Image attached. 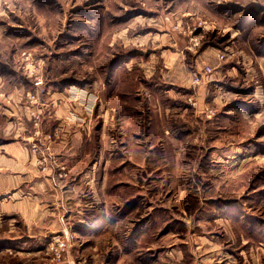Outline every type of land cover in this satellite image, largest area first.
Instances as JSON below:
<instances>
[{
  "label": "rangeland",
  "instance_id": "374dc122",
  "mask_svg": "<svg viewBox=\"0 0 264 264\" xmlns=\"http://www.w3.org/2000/svg\"><path fill=\"white\" fill-rule=\"evenodd\" d=\"M168 37L184 46L181 55L187 67V59L202 49L225 52L224 61L218 63L214 58L216 88L201 97L198 105L196 98L169 97L166 110L159 99L166 86L161 77L169 74L159 55ZM227 65L231 68L225 73ZM147 78L156 83H148ZM17 88L21 90L16 94L25 98L26 115L37 127L44 119L41 115L53 112L51 104L42 108L41 101L49 102L55 92L75 89L79 95L71 102L75 100L89 113L97 101L99 115L89 123L87 133L89 139L100 132L98 140H93L100 144L94 156L100 199L103 177L108 171L120 170L128 173L123 187L135 188L133 196L126 202L125 197L111 196L105 189L104 200L146 204L133 214L127 215L124 208L108 212L120 236L118 240L110 236L103 243L98 239L94 245L102 249L93 250L74 226L62 231L65 238L55 235L66 243L62 263L70 254L73 264H133L134 260L140 264L133 239L142 229L139 225L148 206L166 209L173 224L185 236L189 233L186 241L197 256L196 264H264V0H0V98ZM145 89L155 92L146 96ZM40 90L48 93L38 99ZM115 91L119 95L113 98ZM126 92L132 96L124 97ZM66 94L57 98L59 106L65 105ZM120 107L133 112H122ZM34 108H42L41 113ZM65 109L59 114L64 115ZM2 113L9 114V110L0 108ZM82 115L87 118L85 112ZM125 123L135 134L134 142L146 145L150 154L139 160L129 154L128 158L123 146L117 145ZM151 132L152 138H147ZM137 144L131 146H141ZM90 152H94L92 147ZM123 155L127 161L116 160ZM86 159L90 161L91 154ZM74 195L80 200L81 194ZM84 199L91 200L86 191ZM212 204H230L247 218L250 237L262 240L249 243L246 235L237 236L231 219L213 213ZM123 211L125 218L119 215ZM212 217L223 219L204 221ZM19 218L17 214L0 217V238H11V245L22 234ZM78 220L73 218V222ZM123 232L130 234V240ZM179 234L177 239L183 240ZM177 239L170 236L155 241L153 248H168ZM50 241L42 245L47 248ZM11 245L5 244L8 250L2 252L0 248V264L57 263L48 252L26 257L12 252ZM229 247L233 252L244 250L235 257ZM251 248L253 254L259 251L258 257L249 252ZM162 259L161 263H143H177L175 255L169 258L171 262Z\"/></svg>",
  "mask_w": 264,
  "mask_h": 264
},
{
  "label": "crops",
  "instance_id": "0c3cea01",
  "mask_svg": "<svg viewBox=\"0 0 264 264\" xmlns=\"http://www.w3.org/2000/svg\"><path fill=\"white\" fill-rule=\"evenodd\" d=\"M167 40L169 43L165 45L166 49H163L159 55L163 59V64L167 67V72H169L165 77H161V83L166 85L161 92L166 97H174V99L183 96L187 100L196 98L198 105L201 97L210 92L213 87L216 88L217 84H215L213 77L217 65L215 61L218 63L221 61L216 59L215 52L211 51L215 49L210 47L211 49H202L198 54H192L187 59L190 61V65L187 67L182 57L184 46L179 45L176 39V41L172 38L169 40L168 37ZM149 51L152 54L153 49L151 48ZM216 51L218 52L220 50L216 49ZM158 59L156 58L157 62ZM206 66L212 68L211 73H204ZM226 67L228 68L224 71L225 73L229 71L231 65H227ZM194 73L202 75L203 81L200 85L193 84L192 76ZM150 77L148 76V78ZM147 81L152 84L156 83L154 80L150 81L148 79ZM18 90L21 89L17 88L11 94L9 93L8 97H4V99L0 98V108L6 107L9 110V114L2 113L0 116V217L8 214H17L20 216L19 219L22 223L18 226L22 234L17 237L19 242L15 245L9 243L11 238L7 236L0 238L1 252L2 249L8 250L5 248L6 244L14 246L12 252L18 255L42 257L43 253H47V248L42 243L47 242L49 239L52 240L51 238L59 234L65 238V234L63 235L61 233H63V230L72 229L71 226H74L75 230L79 232L81 238L86 243L90 241L93 250L102 249V247L98 248L97 245H94L98 239L103 243L108 237L111 236L113 238L115 236V239L118 240L120 235L116 231L117 222L115 223L107 216L108 212L117 213L121 208H124L126 209L127 215L133 214L136 209L143 208L146 204L125 205L106 202L104 200V193L107 185H109V181L113 187H123V185L127 184L123 183V180L128 174H126V171L111 169V171L106 173V179L105 176L103 177L104 186L101 188L102 197L100 199V192L95 188L96 182L94 179V175L96 174L94 170L96 165H98L94 156L100 151V147H98L100 144H95V141H93L95 137L98 140L97 135H100V132L99 134H94L95 136H92V138L90 135L89 139V133H87L89 123L99 115V103L96 101L91 107L92 111L89 113L86 110H81L82 108L75 104V100L71 102L72 97L79 95V92L75 89H64L62 92H55L49 102L40 100L42 102L40 104L42 108L51 104L53 112H51L50 116L41 115L45 121H43L44 119H40L37 127L34 124L35 121L30 119L29 115H26L28 108L23 102L25 98L22 99V95L16 94ZM145 91L148 93L146 96L149 94L153 95L152 91L146 89ZM118 92H114L115 95L113 98L117 96ZM45 93H48V90H40L38 99ZM63 94L68 95V97L65 99V105L59 106L61 104H57V98L59 99ZM213 100L217 101L216 96L213 97ZM79 105H81V102ZM110 107L112 108L113 106ZM42 108L34 109L35 112L41 113ZM64 108H66L65 114H59L61 111L62 113L64 112ZM165 108L167 110V107ZM120 109H123L122 112H133L130 107L126 109L120 107ZM84 112L87 116L85 119L81 117ZM3 117H6L8 120ZM100 117L102 118V116ZM120 119L122 120L121 117ZM129 121H133V118L129 117ZM132 124H135V121ZM125 125H123L122 139L117 141V145L123 146L127 153L126 156L129 154V156L131 155L133 157L131 145L137 144L134 142L135 134L127 127V123ZM33 143L38 146L37 152L30 150V145ZM91 147L92 151H94L93 154L90 152ZM95 152L97 153L95 154ZM90 154L91 160L89 161L86 158ZM115 154L117 156L121 155L118 152H115ZM40 158L46 160L45 170H41L42 166L38 164ZM117 160L127 161L124 155ZM79 164L81 167H79ZM90 165L91 167L89 168ZM113 178H116V180L111 184V179ZM132 185L135 186L134 184ZM85 191L90 194L91 200L84 199ZM74 193L81 194L80 200ZM146 207L148 212L144 214V218L141 220L142 224L139 225L140 227L142 226V229L136 234V239H133V241L136 240L134 241L135 259H138L141 262L140 264L152 260L161 263L164 260L162 256L165 259H169L171 255H175L177 263L174 264H196L197 256L192 251L188 241H186L189 233L185 236V233L178 229H166L165 224L162 227L157 225L153 231H150L151 223L148 221L147 216L155 208L151 209V207ZM119 215L121 218L126 217L124 211L120 212ZM75 216L79 217V220L73 222ZM219 219L223 218L216 217L204 221L215 222ZM2 227H4L3 224ZM179 232L182 234H179ZM191 233L195 236L197 235L194 232ZM123 234L124 237L129 239L130 234L127 232H123ZM177 234L180 235L179 237H183V240L177 239ZM170 236L175 237L179 242L170 244L168 248H165V246L157 250L153 248L155 247L153 245L155 241L160 242L162 239ZM34 242H37L35 246ZM131 242H127V245H130ZM252 248L249 249V252L258 257L257 254L259 251L253 254L254 250ZM229 250L231 255L238 257L239 253L241 251L243 252L244 249L239 250L240 252H233L229 247ZM69 255L67 256V260L62 264H73V258ZM224 259L226 260L227 257H224ZM235 262L236 260L233 259V263ZM132 263L136 264L137 261L135 262L134 260ZM229 263H231L230 259ZM45 264H48V260Z\"/></svg>",
  "mask_w": 264,
  "mask_h": 264
},
{
  "label": "trees",
  "instance_id": "16d2710c",
  "mask_svg": "<svg viewBox=\"0 0 264 264\" xmlns=\"http://www.w3.org/2000/svg\"><path fill=\"white\" fill-rule=\"evenodd\" d=\"M116 68V67H115ZM131 79L132 84L135 86L136 83L133 81V76H129ZM153 92H155V90H152ZM121 93V92H120ZM127 95H124V93H122V95L125 96H132V94L130 92H126ZM119 95V92H118ZM169 97H166L162 92L161 94H159V99L161 100V102H163L164 107H168L166 105V101ZM172 100V99H171ZM172 102L174 103V101L172 100ZM172 103V104H173ZM147 138H152V132L151 135H147ZM150 145L152 143V141L148 142ZM138 147V148H137ZM132 149V155L133 158L135 159H140V157H143L145 155L150 154L149 150L146 149V145L143 146H134L131 147ZM117 160V159H116ZM123 169H125V167H123ZM116 178L111 179V184L112 182L115 180ZM109 187H107V192H109V194L111 196H117V198L119 199H124L125 197V201L128 202V199L130 198V194L131 197L133 196V193L135 191V188L132 187H113L110 185V181H109ZM126 188V189H125ZM210 208H212L213 213L217 214L218 216H228L231 219V222L234 224V229L236 231L237 236L240 237V234H244L245 239L248 240L249 243L255 242L258 243V241L262 240V239H253L251 238V234H249V230H248V224H247V218H243L242 215L237 214V212H235V210H233L230 206V204H221V205H215L212 204L211 206H209ZM208 210L207 208L203 209V213H206ZM168 212L166 209H153L152 212H150L147 216L148 221L151 223V228L150 231L154 230V227H156L157 225H160L161 227L165 224L166 225V229L167 228H174V229H178L180 230L179 227H177V225L173 224V219L172 217L168 216ZM203 217H200V219H202ZM213 218V217H212ZM216 218V217H215ZM243 224V226H242ZM182 231V228H181ZM233 251V250H231ZM191 262V259H190Z\"/></svg>",
  "mask_w": 264,
  "mask_h": 264
},
{
  "label": "built area",
  "instance_id": "2783aa9c",
  "mask_svg": "<svg viewBox=\"0 0 264 264\" xmlns=\"http://www.w3.org/2000/svg\"><path fill=\"white\" fill-rule=\"evenodd\" d=\"M199 44V42H197L195 40V44L193 45L194 47H197ZM225 52L223 51H218L216 53V59H218L219 61H224L225 60ZM212 72V68L209 66H206L204 68V73H211ZM203 79H202V75H200L199 73H194L192 76V82L194 85H200L202 83ZM40 82L38 81L36 84L38 85ZM30 150L32 152H37L38 151V146L36 144H31L30 145ZM45 163L46 160L44 158H40L38 164L42 166V170H45ZM65 249H66V243L63 241V239L60 238V236H55L52 238V240L48 243L47 246V252L49 254H51L52 256V260L53 261H57L56 264H62L61 258L63 256V254L65 253Z\"/></svg>",
  "mask_w": 264,
  "mask_h": 264
}]
</instances>
